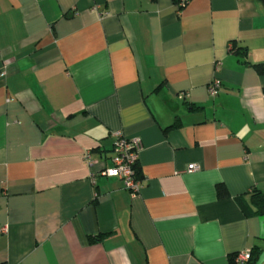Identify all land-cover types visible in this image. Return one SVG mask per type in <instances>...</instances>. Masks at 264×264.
I'll list each match as a JSON object with an SVG mask.
<instances>
[{"label":"crops","instance_id":"1","mask_svg":"<svg viewBox=\"0 0 264 264\" xmlns=\"http://www.w3.org/2000/svg\"><path fill=\"white\" fill-rule=\"evenodd\" d=\"M255 65L264 0H0V263L264 264ZM119 131L134 196L101 174Z\"/></svg>","mask_w":264,"mask_h":264},{"label":"built area","instance_id":"2","mask_svg":"<svg viewBox=\"0 0 264 264\" xmlns=\"http://www.w3.org/2000/svg\"><path fill=\"white\" fill-rule=\"evenodd\" d=\"M107 13H104L106 15ZM221 87V81L218 78L211 79L207 85V94L214 97L218 94ZM112 155L110 157V166L106 167L101 174L107 177L118 178L123 188L126 189L131 196L138 193L141 180L137 176V161L140 150V139L138 137H126L120 131L113 133ZM84 160L87 165L91 166L94 161L91 159L90 152L86 151ZM198 169V165L190 164L187 171ZM95 174L90 175L91 181L95 182ZM6 231L5 228L0 232ZM251 258V251L241 250L234 255L233 264H247Z\"/></svg>","mask_w":264,"mask_h":264},{"label":"trees","instance_id":"3","mask_svg":"<svg viewBox=\"0 0 264 264\" xmlns=\"http://www.w3.org/2000/svg\"><path fill=\"white\" fill-rule=\"evenodd\" d=\"M258 72H264V65H255ZM137 176L139 177V172L137 171ZM217 193L219 197H225L227 196V192L223 189L222 185L217 186ZM251 203L254 206V213L255 214H264V193L260 191H253L251 194ZM253 259L252 253L251 258L249 259L248 263L251 262ZM232 262V260H231ZM5 264V263H0Z\"/></svg>","mask_w":264,"mask_h":264}]
</instances>
